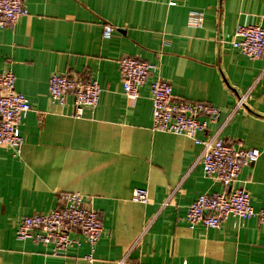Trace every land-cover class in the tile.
<instances>
[{
  "label": "crops",
  "instance_id": "obj_1",
  "mask_svg": "<svg viewBox=\"0 0 264 264\" xmlns=\"http://www.w3.org/2000/svg\"><path fill=\"white\" fill-rule=\"evenodd\" d=\"M23 2L28 14L0 28V71L15 74L32 105L20 127L21 154L0 146V264H264L258 217L189 226V206L226 188L204 174L202 145L152 130L155 76L138 98H128L119 70L124 55L151 62L175 97L220 107L218 121L197 137L226 123L228 143L261 149L235 186L264 208V53L253 60L232 45L238 25L264 27V0ZM191 11L203 12L200 27L189 24ZM106 24L115 27L108 39ZM56 73L98 81V106L76 117L74 95L64 105L53 102L49 80ZM247 93L244 108L229 117ZM136 188L148 190V203L133 201ZM63 192L82 193L100 213L103 234L91 259L84 238L56 256L50 245L16 236L23 217L53 209Z\"/></svg>",
  "mask_w": 264,
  "mask_h": 264
},
{
  "label": "built area",
  "instance_id": "obj_2",
  "mask_svg": "<svg viewBox=\"0 0 264 264\" xmlns=\"http://www.w3.org/2000/svg\"><path fill=\"white\" fill-rule=\"evenodd\" d=\"M167 1L174 6L180 0ZM27 14L28 9L23 0H0V28L15 25ZM203 16L201 11H191L189 24L200 27ZM114 32L115 27L106 24L103 36L108 39ZM232 45L250 59H259L264 53V27L238 25ZM119 70L123 92L128 98H138L140 88L155 76L150 82L152 130L185 135L202 145L199 162L204 174L215 177L226 188L224 192L201 194L189 206L186 216L189 226L194 228L200 224L207 228H218L229 217L242 220L258 217L264 224V208L254 207L248 190L243 186H235L243 167L259 160L261 149L228 143L222 132L226 123L211 137H197L198 133L208 131L210 125L218 121L222 114L221 108L175 97L173 86L159 76L156 64L124 55L119 61ZM71 94L74 95L75 116L82 117L85 108L95 109L98 106L101 87L96 80H86L71 73L53 74L49 80L51 100L64 105ZM248 94L239 97L229 117L244 108ZM31 110L29 99L16 88L15 74L8 70L0 71V146L13 150L15 155L22 152L24 139L20 127ZM132 199L146 204L149 192L144 188H136ZM102 234L100 213L89 206L85 195L80 192H63L59 194L58 204L53 209L23 217L16 236L21 241L31 240L50 245L56 256L65 255L68 249L80 246L84 238L91 247V253L87 255L91 259ZM182 264L189 262L185 260Z\"/></svg>",
  "mask_w": 264,
  "mask_h": 264
}]
</instances>
